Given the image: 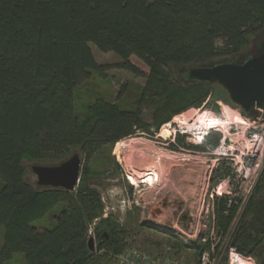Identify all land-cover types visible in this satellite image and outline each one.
Wrapping results in <instances>:
<instances>
[{
	"label": "trees",
	"instance_id": "16d2710c",
	"mask_svg": "<svg viewBox=\"0 0 264 264\" xmlns=\"http://www.w3.org/2000/svg\"><path fill=\"white\" fill-rule=\"evenodd\" d=\"M250 33L264 34V0H0V264L15 253L26 264H109L124 248L123 237L103 219L98 224L109 238L95 252L87 246L85 224L102 205L86 174L74 191L36 189L23 179L20 158L54 163L74 148L88 154L146 131L143 110L158 99L164 103L154 113L156 127L198 107L216 82L188 80L178 68L236 58ZM90 43L147 77L151 87L141 90L132 107L74 115L75 88L102 70ZM58 200L65 204L53 227L32 224ZM231 244L264 264V166Z\"/></svg>",
	"mask_w": 264,
	"mask_h": 264
},
{
	"label": "rangeland",
	"instance_id": "374dc122",
	"mask_svg": "<svg viewBox=\"0 0 264 264\" xmlns=\"http://www.w3.org/2000/svg\"><path fill=\"white\" fill-rule=\"evenodd\" d=\"M263 36L250 33L236 59L239 60L241 54H252ZM89 45L102 70L93 71L75 88L74 115L82 117L115 107H132L141 90L151 87L147 77L126 69L114 52L101 51L92 43ZM132 61L147 72L139 60L133 57ZM186 67L178 68V73L185 72ZM175 68L170 65L174 77ZM212 89L198 107L173 114L168 122L156 127L154 113L164 103L163 99H158L155 105L145 108L141 116V120L150 125L148 130H138L113 143H102L88 154L74 148L64 158L73 153L80 157L78 181L71 191L86 174L85 181L99 194L100 213L85 224L86 243L90 236L93 238L90 251L95 252L98 243H104L111 234L103 223L98 224L103 219L115 225L123 237L124 248L134 246L152 255L168 256L187 264L197 260L195 251L199 245L200 251L207 249L212 256L225 254L230 247L237 250L231 244L234 230L264 166V106L252 108L246 114L231 102L222 86L214 83ZM208 122H213L209 125L215 127L209 129L211 135L193 141L191 129L208 126ZM254 128L262 134L261 144L248 175L240 180L235 176L240 169L239 155L248 143L247 133ZM222 133L233 139V148L227 156L217 151ZM225 145H229L227 140ZM19 161L23 179L36 189L40 185L32 166L61 162L40 161L30 156H23ZM243 168L247 170L246 166ZM149 171H153L152 185L143 182ZM229 196L234 201L228 206ZM64 204L56 201L32 224L41 230L53 227ZM2 242L3 228L0 227V246ZM117 253L109 264H117ZM251 259L252 264H256L255 259ZM6 264H26V261L23 254L15 253Z\"/></svg>",
	"mask_w": 264,
	"mask_h": 264
},
{
	"label": "water",
	"instance_id": "95a60500",
	"mask_svg": "<svg viewBox=\"0 0 264 264\" xmlns=\"http://www.w3.org/2000/svg\"><path fill=\"white\" fill-rule=\"evenodd\" d=\"M257 52L239 60L226 57L207 64H194L185 68L188 80L216 82L227 92L232 103L248 114L252 108L264 106V36L255 46ZM37 184L40 186L74 189L80 171V157L73 153L54 165L32 166ZM88 247L93 248V238L87 240Z\"/></svg>",
	"mask_w": 264,
	"mask_h": 264
},
{
	"label": "built area",
	"instance_id": "2783aa9c",
	"mask_svg": "<svg viewBox=\"0 0 264 264\" xmlns=\"http://www.w3.org/2000/svg\"><path fill=\"white\" fill-rule=\"evenodd\" d=\"M168 126L170 123H166ZM212 128H215L212 126ZM211 127L208 126H201V127H194L191 129V135L193 136V141L202 140L210 131ZM217 131L221 132L220 129ZM178 132H182L178 129ZM185 133V131H184ZM222 137L219 141L217 146V151L221 156H227L230 150L233 148V139L232 137L229 138L222 133ZM248 143L245 144L241 150V155H239V168L237 174L235 175L237 178H246L249 172V166L254 159L255 154L257 153L262 139V134L260 131H257V128L250 130L247 133ZM196 139V140H195ZM226 140L228 141L229 145L226 146ZM244 143L246 141L244 140ZM243 144V142L241 143ZM239 151V150H238ZM244 166L247 167L243 168ZM242 169L244 170V174H242ZM234 198L231 196L228 197V206L231 205ZM204 238H202L203 240ZM198 242V241H197ZM117 264H187L180 260H175L173 258H169L168 256H155L152 255L140 248L134 246H127L123 248L120 252L117 253ZM253 260L249 257L242 255L238 252L235 248L230 247L225 254L219 253L217 256H212L209 250L202 249L197 256V264H252Z\"/></svg>",
	"mask_w": 264,
	"mask_h": 264
},
{
	"label": "bare ground",
	"instance_id": "6f19581e",
	"mask_svg": "<svg viewBox=\"0 0 264 264\" xmlns=\"http://www.w3.org/2000/svg\"><path fill=\"white\" fill-rule=\"evenodd\" d=\"M213 122H211V123H209L208 122V127H212L213 125H209V124H212ZM244 123H246V122H244ZM201 126H203V125H200V127ZM199 128V127H198ZM153 171H149V172H147L145 175V179L143 180V182H145V183H147V184H149V185H152L153 183H154V176H153ZM156 178V177H155Z\"/></svg>",
	"mask_w": 264,
	"mask_h": 264
}]
</instances>
